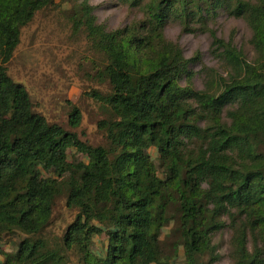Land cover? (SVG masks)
I'll return each instance as SVG.
<instances>
[{
	"label": "trees",
	"instance_id": "1",
	"mask_svg": "<svg viewBox=\"0 0 264 264\" xmlns=\"http://www.w3.org/2000/svg\"><path fill=\"white\" fill-rule=\"evenodd\" d=\"M118 1L143 18L109 31L90 0L70 17L99 56L91 80L105 88L85 92L102 115L106 143L95 146L36 112L8 74L22 29L57 0H0V264H172L179 248L184 264H215L224 229L232 264H264V0ZM221 11L250 28L252 62L208 27ZM170 23L213 38L223 72L203 70L202 90L195 58L166 38ZM81 123L73 107L69 125ZM70 148L88 161H70ZM60 198L77 215L50 240ZM95 236L107 240L105 256L92 251Z\"/></svg>",
	"mask_w": 264,
	"mask_h": 264
},
{
	"label": "rangeland",
	"instance_id": "2",
	"mask_svg": "<svg viewBox=\"0 0 264 264\" xmlns=\"http://www.w3.org/2000/svg\"><path fill=\"white\" fill-rule=\"evenodd\" d=\"M83 0H57V7L39 13L34 21L22 29L21 42L8 64L10 77L25 86L34 103V110L43 114L51 123H57L70 132H76L83 141L91 145H104V133L98 130L97 123L102 118L97 103L88 98L85 92L90 88H101L91 79L96 73L99 56L90 49L83 32L73 34L70 21L74 10ZM95 9L98 23L107 30L126 27L143 18L142 12L131 8L118 0H90ZM218 38L231 42L240 49L247 61L252 62L255 51L250 43L251 30L243 19L229 17L221 11L220 15L208 22ZM166 38L178 43L189 59L195 58L190 65L194 73L193 85L196 89H204L206 80L203 70L214 68L223 72V67L212 54L213 38L209 32L187 34L176 23H170L165 32ZM73 107L82 113V123L77 129L69 125V112ZM154 161L159 159L158 150L147 151ZM68 159L73 162L88 161V158L75 148L68 150ZM77 210L66 207L64 198H60L54 209L53 224L47 232L52 240L61 236L67 226L76 218ZM175 222L163 229L161 239L166 243L167 251L171 252L175 236L172 230ZM229 230L224 229L213 238L216 252L219 255L215 264H232L230 252ZM16 239V238H15ZM16 241V240H13ZM14 243L3 244L2 250L12 251ZM107 240L103 236H95L92 251L105 256ZM172 264H184V251L179 248ZM76 258L74 257L73 261Z\"/></svg>",
	"mask_w": 264,
	"mask_h": 264
}]
</instances>
